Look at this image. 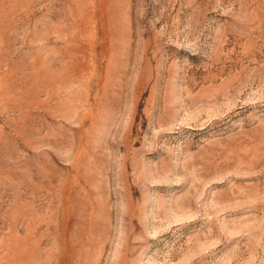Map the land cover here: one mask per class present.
<instances>
[{
	"label": "rangeland",
	"instance_id": "rangeland-1",
	"mask_svg": "<svg viewBox=\"0 0 264 264\" xmlns=\"http://www.w3.org/2000/svg\"><path fill=\"white\" fill-rule=\"evenodd\" d=\"M0 264H264V0H0Z\"/></svg>",
	"mask_w": 264,
	"mask_h": 264
}]
</instances>
